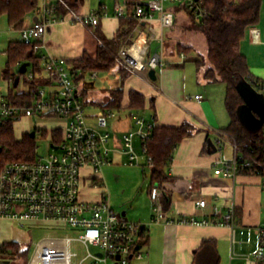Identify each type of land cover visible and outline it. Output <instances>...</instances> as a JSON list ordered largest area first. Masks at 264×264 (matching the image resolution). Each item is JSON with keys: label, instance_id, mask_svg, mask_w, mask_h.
<instances>
[{"label": "built area", "instance_id": "built-area-1", "mask_svg": "<svg viewBox=\"0 0 264 264\" xmlns=\"http://www.w3.org/2000/svg\"><path fill=\"white\" fill-rule=\"evenodd\" d=\"M38 1L41 4L35 22L27 29L22 28L19 34L22 43L32 46L33 53L39 59L42 75H37L30 65L24 74H19L22 64L16 65L18 77L12 97L3 98L0 102V134L8 126H12L14 131L16 125L33 117L40 121L57 119L64 126L50 130L36 126L28 130V136L35 132L32 158L0 165V221L14 222L21 227L48 226L53 231H73V235L42 239L26 264H138L146 256L140 247L142 225L125 221L104 197L93 202L81 198L84 182L96 188L100 181L99 174L110 163L112 150L106 128L109 120L115 118L116 112L99 109L95 116H87L81 98V85L86 76L95 80L97 73L80 77V71L67 60L40 53L48 28L60 20L56 16L58 9H62L72 22L91 32L99 26L100 19L107 16L106 9L80 14L65 0ZM204 3L205 0L137 1L131 6L132 12H129L127 5L117 3L114 7L116 18H133L138 25L147 26V32L136 28L137 37L118 50L114 57L117 67L128 75L146 76L150 70L156 72L163 69V31L172 29L175 23L173 10L165 6H184L196 23H202L208 18ZM156 15L160 31L152 25ZM154 41L157 49L152 53L151 44ZM180 58L183 61L187 59L185 54H180ZM37 80L42 83H35ZM20 84L24 88L19 89ZM259 93L264 95V85ZM16 95L20 99L14 101ZM195 100H201V96H196ZM134 125L135 132L125 134L121 139L120 152L126 156L123 164L130 167L141 165L140 156L134 148L136 137L145 165L150 168L152 160L146 155V142L151 135L152 125L141 117L134 120ZM260 133L264 134V129ZM38 134L48 143L45 155L37 152ZM232 148L234 156L231 161L215 163L223 176L233 178L239 171L252 167L262 169L264 173V167L255 158L249 159L239 153L233 142ZM86 169L89 173L84 172ZM149 197L153 204L152 222L156 224L194 227H233L235 224L233 206L228 207L222 215L218 207L212 205L210 216L202 220L190 217L171 219L162 210L158 187L150 189ZM196 206L204 209L207 202L199 200ZM256 234L258 247L252 257L245 258V264H264V224L256 229ZM91 248H96V251Z\"/></svg>", "mask_w": 264, "mask_h": 264}, {"label": "crops", "instance_id": "crops-1", "mask_svg": "<svg viewBox=\"0 0 264 264\" xmlns=\"http://www.w3.org/2000/svg\"><path fill=\"white\" fill-rule=\"evenodd\" d=\"M137 1L140 0H135ZM98 3V9L105 8L107 16L100 19L99 26L94 31L91 32L72 22L66 15L62 16L48 28L40 53L67 61L79 59L84 53L94 57L98 42L97 30L107 40H112L117 33L123 32L127 28L125 23L128 20L116 18L114 7L117 3L128 6L130 1L114 0L111 2L112 7L102 4L101 1ZM96 7L93 0H82L74 10L80 14H87L98 10H95ZM129 12H132L131 7ZM37 16L36 11L32 12L28 25L25 23V17L23 29L25 25L29 28ZM152 25L160 31L157 15L154 16ZM136 28L147 32V26L138 25L136 21L125 41L129 42L137 37ZM177 29L181 31L179 34L176 32ZM12 33L18 34L19 31L12 29ZM163 34L162 59L165 67L158 73L156 70L155 81H151L148 75H128L125 78L118 67L113 68L116 69L120 83L116 89L120 88L123 91L121 109L116 113L129 111L132 114L109 120L106 131L109 133V147L112 151L109 156L110 163L104 169L109 167L110 171V168L118 163L124 165L126 156L120 152L121 139L123 135L135 132L134 120L137 117L143 118L153 127L176 128L188 124L193 127L194 132L177 146L171 165L166 170L168 180L160 186H152L159 188L162 210L171 219L190 217L202 220L210 216L212 205H216L222 215L226 213L228 207L233 206L235 224L233 227L218 225L194 227L153 223V204L149 197L150 172L146 183L133 185L130 189L125 185L121 186V178L114 177L112 182L114 186H118L122 196L126 195L128 190L131 196L133 195L132 199L121 200L116 204L118 214L125 221L139 223L143 227L140 247L146 256L138 264H245V258L252 257L258 247L256 229L264 224V178L248 174H237L229 178L219 172V167L215 166V163L231 161L234 156L232 141L221 132L230 122L224 107L225 90L222 89L220 92L219 87H216L220 83L207 84L201 73L197 70L193 73L191 68L188 69L185 65L189 62L188 59L182 63L183 65L170 66L165 63L166 59L175 60L176 53L172 50L177 40H182L194 48L192 42L202 36L198 31L193 30L190 17L183 13L175 15L173 28L164 30ZM182 36L184 40H180ZM15 41V38H9L7 43L9 45ZM122 47L124 43L120 48ZM156 49L157 43L154 41L151 44L152 53ZM240 52L246 59L249 73L264 84V0H262L258 24L246 31L245 38L240 43ZM185 55L187 57L190 54ZM2 73L0 80H3ZM86 80L83 82L85 85L81 86V98L85 107H93L98 111L100 109L98 104L108 100L111 90H108L107 98L96 101L92 89L85 83ZM7 83L8 92H13L14 89L10 88L9 82ZM130 90H135L145 97L146 105L143 112L137 113L127 108ZM196 96H201V100H195ZM3 98L4 95L2 100ZM210 143L214 148L210 147ZM134 148L140 156V164L145 165L146 161L136 137H134ZM102 171L96 188L84 182L81 189L83 200L93 202L103 197L107 200V186L104 185ZM84 172L89 173V170L86 169ZM199 200L207 202L204 209L196 206Z\"/></svg>", "mask_w": 264, "mask_h": 264}, {"label": "trees", "instance_id": "trees-1", "mask_svg": "<svg viewBox=\"0 0 264 264\" xmlns=\"http://www.w3.org/2000/svg\"><path fill=\"white\" fill-rule=\"evenodd\" d=\"M72 9L82 0H65ZM131 7L135 0H128ZM262 0H205L204 7L208 12V18L202 23H196L190 12L181 5L172 6L175 15L185 14L191 18L193 29L198 31L205 39L206 56L194 61L197 72L202 74L207 84H223L225 86L224 107L229 115L228 126L221 130L236 145L239 153L246 158H255L264 167V134L249 135L239 124L235 110L241 104V99L235 88V77H242L256 91H261L264 85L249 73L245 57L240 52V43L245 38L246 31L258 24ZM38 0H0V17H6L8 26L15 31H20L24 25L25 17L35 12ZM101 9V8H100ZM58 19L65 16L62 9L56 12ZM125 24L127 28L117 33L114 39L107 40L97 30L98 42L94 57L86 53L79 59L68 61L83 75L108 72L117 67L114 57L123 45H129L125 39L136 24L133 18ZM122 21V20H121ZM123 22V21H122ZM175 24V23H174ZM177 55L189 54L193 50L190 46L176 43ZM6 63L2 73L4 81L17 84V75L10 70L18 63H28L37 75H42V69L38 57L33 53L31 45L21 41L11 42L5 51ZM120 73L128 76L122 69ZM123 77V78H124ZM35 83H42L40 80ZM13 92H8L7 98L12 97ZM4 97V98H6ZM128 109L134 112H143L145 109V97L135 90L128 93ZM19 95L14 97L19 100ZM123 100L122 89L109 92L108 100L98 104L102 110L119 111ZM194 129L188 124L176 128L153 127L149 139L146 142V155L151 158L150 189L153 185L160 186L168 180L166 170L172 162L173 154L179 143L192 135ZM35 141L30 136H22L17 139L12 126L6 127L0 134V165L10 162H24L32 158ZM238 174L257 175L264 177L262 169L252 167L239 171ZM237 217V216H236ZM28 250H23L17 243L7 242L0 246L1 259L13 261L14 264H26Z\"/></svg>", "mask_w": 264, "mask_h": 264}, {"label": "rangeland", "instance_id": "rangeland-1", "mask_svg": "<svg viewBox=\"0 0 264 264\" xmlns=\"http://www.w3.org/2000/svg\"><path fill=\"white\" fill-rule=\"evenodd\" d=\"M93 1L94 3H96V6H97L95 8L96 10L99 7L98 6L99 1H101L102 4L104 3L112 7L111 2H113L114 0H109V1L108 0H93ZM140 1H146V0H140ZM38 4H39L38 5L39 7L41 4V1H38ZM172 6L173 5H166L165 7L169 8ZM37 9L35 10L36 12H37ZM31 14H28L29 16L26 17V20H25L26 25H28L30 22ZM26 25L24 26V29L28 28ZM176 32L179 34L181 31L180 29H177ZM9 38H13V39L15 38L16 41H20V34L12 33V28L8 26L6 17L2 16L0 17V75H1V72L5 70L6 57L4 56L3 52L6 50V47L8 45L7 42ZM181 39L184 40L185 38H183L182 36L180 37V40ZM177 41L178 42L176 43H181L184 46H189L186 43H184V41L182 40L181 41L177 40ZM176 43L174 44V47L172 50L175 53H176L175 51ZM192 44L194 45V48L191 46L190 47L192 48L193 51L189 53L190 55L188 54L189 56H187V59L189 60V62L185 63V61L181 60L179 55L175 54V60H170V59L165 60L166 65H170V66L175 65V64L183 65L182 63L184 62L186 67L188 69L191 68L194 73V71H196V67L193 61L195 59H200V57L206 56V43H205L204 37L201 36V37L196 38L192 42ZM17 72L18 71L16 67H13L10 70L11 74L13 73L16 75ZM158 72H159V69L157 70V73ZM97 76L98 77L95 80L89 79L86 76L85 79L87 80L85 83H87L89 88L92 89V94L94 95V99L96 101L97 100L102 101L104 98H107L108 90L116 89L120 86V83H118L119 77L116 73V69H111L108 72L98 73ZM8 85L9 84L7 83V81L0 80V102L2 101V95H4V97L7 96ZM82 85H85V84L82 83ZM13 87L14 85L10 84V88L14 89ZM216 87H219L218 89L220 90V92L222 89L225 90V86L223 84H219ZM22 88H24V86L23 84H20L19 89H22ZM85 112L87 116L92 117L97 113V109H93V107L92 108L86 107ZM129 114H132V113L129 111H124L121 114L115 113V118L119 116L127 117ZM36 126L45 127L47 130H50L53 127L64 126V124L60 120H57V119H41L40 121L37 118L33 117L31 119H26L22 123L16 125L14 129V135L17 139H19L22 136H26L27 131L33 129ZM47 144L48 143L45 142L38 134L36 137V147H38L37 152L39 155H45ZM113 164L115 163L113 162ZM113 167H114V170H113ZM108 169L109 167L105 169L103 168V171H102V176L104 178V185L107 186L106 197H107V200H109L110 207L116 213H118L119 210L116 207V204H118V202H120L121 200L124 201L128 198L132 199L133 195L131 196V193L128 190V193L122 196V194H120V192L118 191V186H114L112 182V180H114V177L118 176L119 178H121L122 179L121 186L125 185L126 188L130 189L133 185L137 186V185H142L146 183L148 181L150 171L146 165H140L139 167L137 166L130 167V166L122 165L120 163H118L116 166H112V169L110 168V171ZM65 235H73V231H71V229H67L64 231H53L48 226L31 227L30 225H25L24 227H21L14 222L0 221V246L3 243H7V242L17 243L20 246V248H22L23 250H28V254H27L28 257L32 255L35 249V246L42 239L48 236L61 237ZM91 250L96 251V248H91ZM78 252L80 253V251ZM0 261H4V259H1V256H0ZM9 264H14V263L13 261H9Z\"/></svg>", "mask_w": 264, "mask_h": 264}, {"label": "water", "instance_id": "water-1", "mask_svg": "<svg viewBox=\"0 0 264 264\" xmlns=\"http://www.w3.org/2000/svg\"><path fill=\"white\" fill-rule=\"evenodd\" d=\"M28 63L19 68V74H24ZM151 81L156 80L155 70L148 72ZM235 88L241 99V104L235 110V116L241 127L251 136H257L264 129V95L253 89L242 77H235ZM35 132L30 133L33 139ZM210 147L214 148L210 143ZM143 228V227H142ZM0 264H9V261H0Z\"/></svg>", "mask_w": 264, "mask_h": 264}]
</instances>
